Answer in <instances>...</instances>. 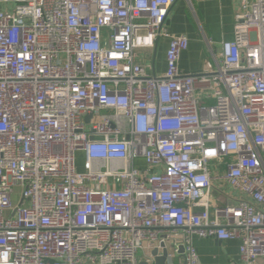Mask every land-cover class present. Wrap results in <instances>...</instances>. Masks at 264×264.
I'll return each instance as SVG.
<instances>
[{
	"label": "built area",
	"instance_id": "1",
	"mask_svg": "<svg viewBox=\"0 0 264 264\" xmlns=\"http://www.w3.org/2000/svg\"><path fill=\"white\" fill-rule=\"evenodd\" d=\"M176 1L0 0V264H201L195 238L264 259V0L197 75ZM219 179L251 200L213 205Z\"/></svg>",
	"mask_w": 264,
	"mask_h": 264
},
{
	"label": "crops",
	"instance_id": "2",
	"mask_svg": "<svg viewBox=\"0 0 264 264\" xmlns=\"http://www.w3.org/2000/svg\"><path fill=\"white\" fill-rule=\"evenodd\" d=\"M242 1H176L167 20V29L171 35H185L189 39V48L183 52L179 62V68L184 74H201L221 63V44L234 39V25ZM168 47L169 39L161 38L153 51L138 52L139 62L144 65L148 75L161 76L165 73ZM212 168L214 174V163ZM221 169L223 172L224 166ZM215 182L219 191L214 189L212 193L213 205L225 204L227 197L251 200L248 196L229 187L223 179L215 180ZM261 210L264 211V205L261 206ZM240 245L241 241L238 239L228 241L213 238L194 239V246L201 264H240ZM155 263L161 264L162 262L155 259ZM172 264H184L183 258L175 256ZM256 264H264V259H258Z\"/></svg>",
	"mask_w": 264,
	"mask_h": 264
},
{
	"label": "water",
	"instance_id": "3",
	"mask_svg": "<svg viewBox=\"0 0 264 264\" xmlns=\"http://www.w3.org/2000/svg\"><path fill=\"white\" fill-rule=\"evenodd\" d=\"M183 252V251H181ZM168 254H169V249L168 248H164L163 250V255H162V258H158L157 261H161L162 263L161 264H168ZM153 256H157V251H154L153 252Z\"/></svg>",
	"mask_w": 264,
	"mask_h": 264
},
{
	"label": "rangeland",
	"instance_id": "4",
	"mask_svg": "<svg viewBox=\"0 0 264 264\" xmlns=\"http://www.w3.org/2000/svg\"><path fill=\"white\" fill-rule=\"evenodd\" d=\"M83 166H84V159H83L82 154H79L77 156V169L79 172L83 171Z\"/></svg>",
	"mask_w": 264,
	"mask_h": 264
}]
</instances>
